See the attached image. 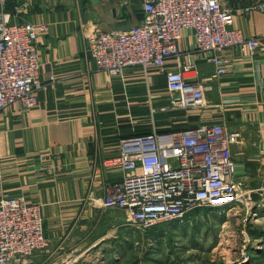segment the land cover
Segmentation results:
<instances>
[{
	"label": "crops",
	"instance_id": "1",
	"mask_svg": "<svg viewBox=\"0 0 264 264\" xmlns=\"http://www.w3.org/2000/svg\"><path fill=\"white\" fill-rule=\"evenodd\" d=\"M220 1L233 9L244 35L259 43L252 52L245 44L217 52L231 70L208 82L205 108L172 109L163 71L132 66L110 75L86 49V32L94 25L103 30L136 25L143 0H0V17L5 13L11 23L46 27L36 41L42 81L37 102L23 107L15 101L0 109V198L40 204L49 237L32 264H47L64 245H96L124 223L123 210L101 205L105 184L122 175L105 161L118 153L122 138L153 128L166 132L220 122L238 131L231 155L244 199L226 211H241L243 234L264 229V4L246 11L257 0ZM188 63L194 64L184 73L190 79L203 80L214 71L193 30L185 28L165 64L177 70ZM263 239L260 232L254 238Z\"/></svg>",
	"mask_w": 264,
	"mask_h": 264
},
{
	"label": "built area",
	"instance_id": "2",
	"mask_svg": "<svg viewBox=\"0 0 264 264\" xmlns=\"http://www.w3.org/2000/svg\"><path fill=\"white\" fill-rule=\"evenodd\" d=\"M263 4L264 0H257L243 9ZM142 10L140 21L127 29L92 26L86 32V49L97 68L110 75H121L132 66L163 71L172 109L205 108L208 82H217L231 70L230 61L217 52L243 44L252 52L259 43L234 24L233 9L220 0H143ZM45 28L44 24L11 23L5 13L0 17V109L15 101L23 107L37 102L42 81L36 41L38 30ZM185 28L193 30L197 48L214 65L213 73L203 80L185 76L193 63L177 70L166 68L165 60L177 52ZM46 77L53 79L51 73ZM239 137L225 124L209 122L166 132L153 128L122 138L118 153L105 161L118 166L121 179L105 184L101 205L123 210L125 220L139 229L196 209L229 210L244 199L231 155ZM48 245L40 204L0 198V264H32V256ZM75 259L68 257L64 264Z\"/></svg>",
	"mask_w": 264,
	"mask_h": 264
},
{
	"label": "rangeland",
	"instance_id": "3",
	"mask_svg": "<svg viewBox=\"0 0 264 264\" xmlns=\"http://www.w3.org/2000/svg\"><path fill=\"white\" fill-rule=\"evenodd\" d=\"M226 210H192L148 229L129 224L124 215V223L96 245H64L46 263L64 264L74 257L71 264H264V239L254 240L264 229L243 234L241 211Z\"/></svg>",
	"mask_w": 264,
	"mask_h": 264
},
{
	"label": "trees",
	"instance_id": "4",
	"mask_svg": "<svg viewBox=\"0 0 264 264\" xmlns=\"http://www.w3.org/2000/svg\"><path fill=\"white\" fill-rule=\"evenodd\" d=\"M196 210H198V209H196Z\"/></svg>",
	"mask_w": 264,
	"mask_h": 264
}]
</instances>
